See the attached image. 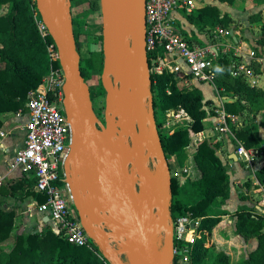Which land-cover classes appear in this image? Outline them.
Here are the masks:
<instances>
[{
  "label": "trees",
  "instance_id": "obj_1",
  "mask_svg": "<svg viewBox=\"0 0 264 264\" xmlns=\"http://www.w3.org/2000/svg\"><path fill=\"white\" fill-rule=\"evenodd\" d=\"M214 1L229 8L235 7L238 2L247 1L251 2L252 6L261 5L264 8V0ZM71 2L75 7L88 6L96 12L102 10L101 0ZM37 9V2L34 0H0V129L3 127L1 116L26 111L29 93L37 89L42 77L49 71L48 46L55 47V43L50 35L45 37L40 32L38 20L41 16ZM183 14L191 25L209 39L218 28L228 32L233 30L234 35L229 36L233 43L246 42L258 57L264 56V36L256 40L246 37L243 41L237 35L239 25L234 17L218 5L198 7L192 14ZM88 15L86 12L80 17ZM249 22L251 25H261L264 31L263 12L252 14ZM73 32L77 48L81 33L76 27ZM181 33L188 42L197 41L195 38L192 40L185 31L181 30ZM101 38L98 44L103 47V35ZM90 54L91 57L85 62L86 66L80 60L82 76L86 83L91 79L93 71L103 72L104 67L103 51ZM149 58L151 59L150 54ZM239 60L233 53H221L213 67L214 84L221 94L232 96L233 101L226 103L224 107L228 115L234 118H244L248 115L250 120L254 119L250 122L246 119L241 125H233L229 121L230 129L236 138L235 145L238 142L245 149L255 151L258 158H264V138L260 133V125L256 122V118L264 113V88L253 89L244 78L232 76L234 65ZM252 66L257 73H264V65L252 62ZM150 90L156 130L170 172L173 169L172 160L177 162L180 169L189 167L188 150L192 137L206 130L205 120L208 115H215L217 108L208 110V103L211 101H205L201 90L187 86L168 73L151 75ZM169 111H184L190 118V125L174 130L171 134L162 120ZM219 143L217 138H206L199 143L194 156L195 167L184 182L170 177L172 222H177L183 217L201 219L200 234L191 264H203L207 259L211 250L208 244L214 230L222 221L221 206L232 196L229 170L218 156ZM194 171H199V174H193ZM255 177L259 182L258 188L264 186V168L256 171ZM9 197L17 201L33 197L38 204L47 201L43 194L37 192L36 181L32 176L0 187V264H104L87 248L72 245L56 235L49 227L50 224H46L42 231H16L17 212L13 208L4 207ZM247 199L249 197H242L243 201ZM234 218L236 235L245 240L256 239L257 248L241 262H233L227 253L220 252L214 257L212 264H264V214L256 209L241 208L234 214ZM10 242L12 244L6 247ZM172 264H181L179 258L174 257Z\"/></svg>",
  "mask_w": 264,
  "mask_h": 264
},
{
  "label": "water",
  "instance_id": "obj_2",
  "mask_svg": "<svg viewBox=\"0 0 264 264\" xmlns=\"http://www.w3.org/2000/svg\"><path fill=\"white\" fill-rule=\"evenodd\" d=\"M35 1L66 76L63 106L72 128L66 172L84 230L111 264H172L171 176L151 104L145 0H120L115 29L101 0L108 101L102 129L82 76L71 0ZM230 159L239 158L233 153ZM152 160L155 171L164 170L162 186ZM161 245L170 252L166 262Z\"/></svg>",
  "mask_w": 264,
  "mask_h": 264
},
{
  "label": "built area",
  "instance_id": "obj_3",
  "mask_svg": "<svg viewBox=\"0 0 264 264\" xmlns=\"http://www.w3.org/2000/svg\"><path fill=\"white\" fill-rule=\"evenodd\" d=\"M196 9V0H145L146 50L150 76L168 73L189 87L195 81L210 84L219 92L214 84V64L221 53H233L240 60L234 65L232 76L244 78L253 89H263L264 73H257L252 62L263 66L264 56L258 57L253 50L243 52V43L234 45L222 43V40L230 39V32L218 28L208 43L202 42L204 45L195 40L193 43L186 40L172 15L177 11L192 14ZM38 26L43 36L49 35L42 19L38 20ZM245 46L247 47V44ZM48 52L49 71L42 77L37 89L29 93L26 105L28 121L25 144L17 151L11 168L19 169L35 179L37 192L43 194L47 201L34 206L44 217H48L52 231L56 235L63 237L72 245L87 248L104 264H111L84 230L74 208L73 199L62 182L63 165L72 142V128L63 106L66 76L60 63L57 46H48ZM224 107L225 102H221L216 110L219 124L216 130L221 135H231L236 140L229 126V121L237 125L236 118L228 115ZM176 113L178 111H169L167 117ZM197 135H193L189 148L191 159L195 156L199 143L206 139L194 138ZM4 136V132L0 130V137ZM235 154L249 166H253L256 160L255 152L245 149L241 144ZM189 175L191 169L188 167L170 172V176L179 180ZM2 181L3 178L0 176V185ZM260 206L264 210V195ZM200 225V218L191 217H183L177 222H172L173 256L178 257L181 264L192 263Z\"/></svg>",
  "mask_w": 264,
  "mask_h": 264
},
{
  "label": "crops",
  "instance_id": "obj_4",
  "mask_svg": "<svg viewBox=\"0 0 264 264\" xmlns=\"http://www.w3.org/2000/svg\"><path fill=\"white\" fill-rule=\"evenodd\" d=\"M196 4H198L197 8L206 6V5H218L221 9L224 8V5H221L220 3L214 0H196ZM245 4H246L245 5L246 7L244 10L250 11L249 2L247 1ZM238 14H240L239 11L233 10L232 16L235 19H236L235 16H238ZM172 19L175 21L176 24H178V26L183 31H185L188 34L189 37L193 38L192 40H194L195 38L197 39V42L198 41L204 42V43L209 42V39H207L204 34L199 33L197 28L191 25L187 21L182 11L175 12L172 15ZM223 42H226L227 44L232 45L227 40H222V43ZM191 87L201 90L204 95L205 101H211L213 106L210 110H214L216 108L218 109V107L220 106V101L225 102V104L233 101L231 95H223L220 92H217L214 89V87L210 84H203V83H198L194 81L191 83ZM205 90L208 93H209V90H211L212 94H209L207 97H205L207 95ZM1 119L3 122V127L0 130L4 132L5 136L0 137V176L3 178V181L0 187L3 185H10V183L12 182L13 183L18 182L24 177H27V178L30 177L29 175H27L26 173H23L19 169L13 170L11 168V165L14 162L17 151L23 148L25 144V132H26L25 129H26L27 121H28L27 108H26V111L19 112L17 114H14V113L4 114L3 116H1ZM242 119L243 118H236L237 125L242 124ZM262 120H264V113L258 116V124H260ZM206 122H209L210 124L207 126ZM205 124H206V130L203 133L198 134L194 138H197V139L200 138L202 140L205 138H217L220 141L219 143L220 148L218 149V156L221 159L222 163L228 168L230 173L232 172V196H231V199L227 201L224 206L220 205L222 212H223L222 221L217 226V228L214 230L213 234L221 229H223L224 231V234L222 235L224 237V241L222 243L223 248H222V251L220 252L227 253L230 256V259L232 260V258L234 259L236 258V256L238 255L237 253L242 252L239 250L240 248H242V250H244V254H246V256H244L246 258L249 253L253 252L257 248L258 242L256 239H251L248 242H246L245 245L240 244L238 236H236L234 233L235 221H236L234 218V214L241 208H245L249 210L256 209L257 211H259L260 206L259 204L256 203L255 198L249 195L250 193L248 192V190L243 188L242 185H239V183L241 182L240 180L246 179V175L248 174V172L242 168L241 159H238V161L230 159L231 155L235 153L236 151V149L233 148L234 144L231 139L232 136L231 135H221L216 130L217 127L219 126L216 114L208 115L207 119L205 120ZM261 124L264 125V123H261ZM260 133L262 134L261 136L264 137L263 136L264 126L263 127L260 126ZM257 160L258 162L256 163V165L252 167H254L256 171H259L262 168H264V158L259 157L257 158ZM188 163L190 165L189 167L188 166L186 167L190 169H194L195 167V165H193L195 164L194 157L193 159L189 158ZM192 173L195 175H198L199 171L197 172L194 171ZM185 179L186 177L181 179V181L184 182ZM247 181H251L253 183V188L259 185V182L257 181L255 177V174L252 177L251 176L248 177ZM260 189L264 190V186H262ZM20 196L22 197V194H20ZM243 196H250V197L249 199L243 201L242 200ZM37 204L38 203L34 201L33 197H28L24 199L21 198L18 201L14 199L13 197H9L6 199V204L4 205V207L13 208L17 212V219L15 223L16 231L31 232L34 226H37L38 229L41 227L38 224L41 221H43L45 217L43 214L39 213L37 208L34 206ZM261 212L264 214L263 209H261ZM48 224L50 223L48 222ZM213 234H212V237H213ZM235 238L236 240L238 239L237 243L235 242ZM234 250H236L237 253H235ZM241 261L243 260H240V262Z\"/></svg>",
  "mask_w": 264,
  "mask_h": 264
},
{
  "label": "rangeland",
  "instance_id": "obj_5",
  "mask_svg": "<svg viewBox=\"0 0 264 264\" xmlns=\"http://www.w3.org/2000/svg\"><path fill=\"white\" fill-rule=\"evenodd\" d=\"M92 1H95V0H92ZM245 5H246L245 2H241V3L238 2V4L232 8H229L228 6L224 5V8L222 10L226 13L229 12L231 15L233 13V10H237L240 12V14H238V16H235L236 19L235 18L234 19H235L236 24L239 25L238 35H240V37L243 41H245L246 37L252 38L254 40L259 39L260 37L264 36V31H263L261 25H251L249 22V18L254 13H258V12L264 13V8H262L261 5L251 6V2H249L250 11H246V10H244L246 7ZM86 12L89 13L88 17H83V18L80 17L81 15H83ZM263 17H264V15H263ZM72 19H73V28L74 27L78 28L79 32L81 33L80 38H79L80 44L78 45L77 49H78L79 54H80V60L83 61L82 63L85 65V62L87 61V59L91 57L90 53L95 52V51H97V52L103 51V47L98 44V42L100 43V40L102 39L101 36L103 35V31H102V25H103L102 10L99 12H96V11L90 10L88 8V6L75 7L72 4ZM247 21H248V23H247ZM176 25L178 26V24H176ZM199 33H202V32L199 31ZM242 35H243V37H242ZM206 38L209 39L207 36H206ZM209 41H210V39H209ZM227 41H229V43L232 45L235 44L229 38L227 39ZM241 43H243L242 44L243 52L246 53L247 51L252 50V47L249 46L246 42H241ZM245 44H247V47L245 46ZM101 75H102V72L93 71L92 77L88 82L91 90L94 93H98V91L101 90ZM205 92L207 94V95L205 94L206 95L205 97H207L209 94H212L211 90H209V93L206 90H205ZM220 103H221V101H220ZM93 104H94V109L96 110L97 115L100 116L101 115L100 109H103L102 100L100 98H98V100H94ZM212 106L213 105L211 103H208L209 110L212 108ZM175 112H177V111H175ZM102 113H103V110H102ZM101 116H102L101 117V124H103V123H105L104 113ZM250 118L251 117L246 115V117H244L242 119V121L244 122L246 119L249 122L254 120V119L250 120ZM162 120L164 121V124L170 129L171 134L173 133L174 130H177L181 127H187L190 125V119L184 113H182L180 111H178V113H176L175 115L170 116V117H167V115H165V117L162 118ZM256 122L258 123V117L256 118ZM261 123H264V120H262ZM261 123L259 125L261 127H263L264 125ZM206 124L208 126L210 123L206 122ZM231 139H232V142L234 144L233 148L237 149L239 146L238 142H237V145H235V143H234L235 140L232 137H231ZM253 152H255V151H253ZM189 158H191V151L188 150V159ZM257 158L258 157L256 156V161L253 163V166L256 165V163L258 162ZM171 164L173 166L172 172L173 171L177 172L179 167L177 166L175 160H172ZM150 166L152 167L153 170H156L157 161L152 160L150 162ZM241 166L243 169H245V171L248 172V174L246 175V179L240 180L241 182L239 183V185H242L243 188L247 189L248 192L250 193L249 195L251 197H254L256 203L259 204V206H260V202H261L263 195H264V190L260 189L261 187L258 188V186L253 188V183L251 181H247L248 177H250V176L252 177L255 174L256 170L254 167L249 166L247 164V162H245L243 160L241 162ZM229 177H230L231 186H232V172L230 173V171H229ZM250 196H247V197H250ZM170 200H171V198H170V195L168 192L169 204H170ZM261 209L262 208L260 206L259 207L260 213H261ZM38 225H40L42 228L45 227L43 221H41ZM49 227L51 228V226H49ZM32 229H33L32 231L34 232L38 229V227L34 226ZM234 233H235V231H234ZM223 234H224L223 229L218 230L216 233L213 234L211 242H210V244H208V246L211 247V250H210V253H209L207 259L204 261L203 264H212L214 257L218 254V252L222 251V248H223L222 243L224 241V237L222 236ZM235 235H236V233H235ZM238 238H239L240 244H243V245H245V243L249 241V240H245L244 238H241L239 236H238ZM237 240L235 238L236 243H237ZM11 244H12V242L8 243L6 245V247H9ZM239 250L242 252L237 253L236 250H234V252L237 253L238 255L236 256L235 259L232 258L233 262H238V261L240 262V260L245 259L244 256H246V254H244V250H242V248H240ZM164 251L165 250L162 248V245H161V252H164ZM169 258H170V255L166 260H168Z\"/></svg>",
  "mask_w": 264,
  "mask_h": 264
},
{
  "label": "flooded vegetation",
  "instance_id": "obj_6",
  "mask_svg": "<svg viewBox=\"0 0 264 264\" xmlns=\"http://www.w3.org/2000/svg\"><path fill=\"white\" fill-rule=\"evenodd\" d=\"M102 76V75H101ZM101 83H102V79H101ZM89 85V84H88ZM90 87V86H89ZM103 88V84H102V87H101V90L98 91V93H94L91 88H90V91H91V100H92V103H94V100H98V98H100L103 102V109H100V112H101V115L104 113V116H105V123L101 124V115H97V118H98V128L99 129H102L103 126H107L108 124V120L106 118V112H107V109H108V101H107V93L106 91L104 90ZM93 107H94V104H93ZM95 110V109H94ZM102 110H103V113H102ZM96 112V110H95ZM102 125V126H101ZM66 162L67 160L64 161V165H63V174H62V182L65 184L66 186V189L68 190V192L70 193L72 199H73V196H72V191H71V186L69 184V181H68V175H67V172H66Z\"/></svg>",
  "mask_w": 264,
  "mask_h": 264
},
{
  "label": "bare ground",
  "instance_id": "obj_7",
  "mask_svg": "<svg viewBox=\"0 0 264 264\" xmlns=\"http://www.w3.org/2000/svg\"><path fill=\"white\" fill-rule=\"evenodd\" d=\"M119 1L120 0H103L104 4L108 8V15L114 28L116 27V19L118 18V15L120 13ZM154 173L156 174L159 184L162 186L164 170L161 169L159 172L154 170ZM169 255L170 252L168 249H166L164 252H161V257L165 262L168 261L166 259L169 257Z\"/></svg>",
  "mask_w": 264,
  "mask_h": 264
}]
</instances>
